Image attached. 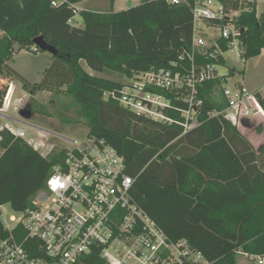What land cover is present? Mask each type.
Listing matches in <instances>:
<instances>
[{
    "label": "trees",
    "instance_id": "trees-1",
    "mask_svg": "<svg viewBox=\"0 0 264 264\" xmlns=\"http://www.w3.org/2000/svg\"><path fill=\"white\" fill-rule=\"evenodd\" d=\"M83 1L60 0L54 7L53 0H0V76L6 74L33 95L64 91L73 98L76 112L57 116L83 122L89 136L106 141L124 157L127 174L134 180L133 202L172 241L187 240L211 264H238L240 254L264 258V146L257 153L237 128L222 118L209 117L224 106L216 97L218 80L199 87L204 101L202 125L185 135L180 125L138 117L116 101L104 99L105 93L120 90L122 82L102 74L130 78L166 68L191 49L194 0L180 5L142 0L120 12H76L75 5ZM222 1L239 7L236 1ZM78 14L83 28L73 23ZM236 23L244 29V57L260 56L264 13L258 17L255 10L244 12ZM39 37L57 55L43 80L32 84L9 62L17 50L33 52L36 47L33 53L44 52L34 43ZM6 90L0 89V108ZM25 110L33 114V103ZM1 149L0 204L20 212L46 189L62 154L54 151L43 156L8 130L2 132ZM85 264L105 263L95 253Z\"/></svg>",
    "mask_w": 264,
    "mask_h": 264
},
{
    "label": "built area",
    "instance_id": "built-area-1",
    "mask_svg": "<svg viewBox=\"0 0 264 264\" xmlns=\"http://www.w3.org/2000/svg\"><path fill=\"white\" fill-rule=\"evenodd\" d=\"M231 1L239 7L222 0H194L191 49L166 68L125 78L121 89L105 93L104 99L116 101L138 117L180 125L185 135L202 125L204 101L199 87L218 80L217 100L224 106L209 113L210 118H222L237 129L263 122L264 86L251 89L242 80L233 81L237 71L221 74L219 68L225 67L228 54L247 62L244 29L236 20L253 10L262 15L264 0ZM168 2L180 5L184 0ZM59 4L60 0L52 2L54 7ZM13 92V87L6 90L1 113L10 109ZM19 123L29 130L0 128V159L4 130L43 156L57 151L62 158L30 207L7 214L6 205L0 204V264H85L95 253L105 264H211L187 240L172 241L133 202L134 180L127 174L124 157L106 141L88 134L83 138L55 135ZM263 259H258L259 264H264Z\"/></svg>",
    "mask_w": 264,
    "mask_h": 264
},
{
    "label": "rangeland",
    "instance_id": "rangeland-1",
    "mask_svg": "<svg viewBox=\"0 0 264 264\" xmlns=\"http://www.w3.org/2000/svg\"><path fill=\"white\" fill-rule=\"evenodd\" d=\"M53 60V55L48 52L33 53L29 50H17L9 65L16 71L19 70L20 74L29 82L35 84L43 80L44 72L52 64ZM82 66L87 72L93 73L85 62H82ZM228 70L237 71L233 81L242 80L249 88L263 86L264 53H261L256 58L247 60L246 63L238 62L236 56L228 54L225 67H220L219 71L221 74H225ZM101 77L121 82L125 81V78L117 73L106 72ZM9 87H13V101L7 112H0V128L9 127L11 129L21 128L29 130V127L19 123L21 121L55 135L71 138H83L89 133V128L83 122L71 123L57 116L59 113L73 115L74 110L76 112L78 109L73 98L67 96L64 91L59 95L48 91L38 92L33 95L29 91L24 90L21 83L12 81L6 74L1 75L0 89H8ZM30 103H33L34 113L31 118H28L22 112ZM72 104H74V108ZM246 128L247 132H251L253 136L262 134L264 121L250 122ZM4 210L7 214H15V211L8 205L4 206Z\"/></svg>",
    "mask_w": 264,
    "mask_h": 264
},
{
    "label": "crops",
    "instance_id": "crops-1",
    "mask_svg": "<svg viewBox=\"0 0 264 264\" xmlns=\"http://www.w3.org/2000/svg\"><path fill=\"white\" fill-rule=\"evenodd\" d=\"M141 2L142 0H114L113 2L111 0H85L83 2L77 3L75 7L79 12L91 11L96 13H108L111 11L120 12L123 10H127L130 7L140 5ZM73 23L77 27L80 28L84 27V23L80 17V14H78L74 18ZM2 35L3 32L0 31V37H2ZM17 72H19V70H17ZM260 87L255 86V88H251V89H257ZM256 122H260V121L257 120V121H253L252 123H256ZM246 129H247L246 127H241L238 130L248 140V142L252 145L254 150L258 153L259 149L264 145V131L262 132V134L253 136L252 133L251 132L248 133ZM263 163H264V157H263ZM238 264H259V260L258 259L256 260L253 257H250L246 254H240L238 256Z\"/></svg>",
    "mask_w": 264,
    "mask_h": 264
},
{
    "label": "water",
    "instance_id": "water-1",
    "mask_svg": "<svg viewBox=\"0 0 264 264\" xmlns=\"http://www.w3.org/2000/svg\"><path fill=\"white\" fill-rule=\"evenodd\" d=\"M243 32H244V30H243ZM34 43H35V45H36L38 48H40L42 51H44V52H48V53L52 54L53 56L57 55V50H56L54 47H52L51 45H49L48 43H46V42L44 41L43 37L36 38V39L34 40ZM22 114H23L25 117H28V118H31L32 115H33V114L30 113V112H29V113L26 112L25 109L23 110Z\"/></svg>",
    "mask_w": 264,
    "mask_h": 264
}]
</instances>
